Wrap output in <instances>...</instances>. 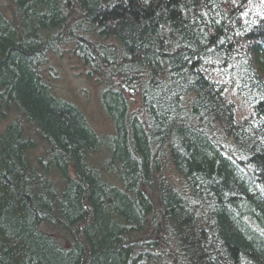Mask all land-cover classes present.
Returning <instances> with one entry per match:
<instances>
[{"label":"trees","instance_id":"1","mask_svg":"<svg viewBox=\"0 0 264 264\" xmlns=\"http://www.w3.org/2000/svg\"><path fill=\"white\" fill-rule=\"evenodd\" d=\"M7 1L0 99L18 115L0 102V264H143L149 229L184 238L188 264H264V0ZM63 33L108 68V134L43 76ZM123 81L138 87L136 109ZM227 90L248 117L237 120ZM41 141L48 151L33 163ZM100 146L103 171L87 161ZM169 164L179 187L163 176Z\"/></svg>","mask_w":264,"mask_h":264},{"label":"rangeland","instance_id":"2","mask_svg":"<svg viewBox=\"0 0 264 264\" xmlns=\"http://www.w3.org/2000/svg\"><path fill=\"white\" fill-rule=\"evenodd\" d=\"M0 7H2L4 13L9 17L13 11L12 5L7 0H0ZM82 38H79V41ZM85 40V39H84ZM86 41V40H85ZM72 42V41H71ZM74 48V49H73ZM83 58H79L77 49L72 46L68 41V46L59 45L58 49L53 52H48L46 54V67L47 69L43 76L45 79H49L53 86L54 92L61 98L65 99L67 102L72 103L76 108L83 114L87 122L100 133H110L111 123L107 115L103 112L102 106L99 101L100 91L102 92L103 87L101 83L103 82V72L104 69L100 68L101 59L93 60L94 62L86 63ZM100 59V60H99ZM103 63V62H102ZM96 68L97 73L88 74L90 71ZM122 83L124 91L132 92L133 94L129 96L128 99L132 102L134 100H139L137 91L138 87L134 86V83ZM226 97L236 103L235 111L237 120H242L251 114V110L246 107L242 102L239 103L237 97L227 90ZM133 99V100H132ZM132 102L131 109H136L138 104ZM138 113V112H137ZM13 118V117H12ZM10 118H8L9 120ZM5 123L4 120L0 121V127ZM99 150L95 152H90L87 155V161L89 166L99 167L103 171V166L109 161V154L104 147L100 146ZM43 148L37 142V144L32 148L29 158L31 162L36 163L35 160L41 159L43 155ZM166 180L173 183L175 187L181 185V178L179 173L175 171L171 164L162 172ZM107 181H110V185H114L116 180H113V176L104 174ZM150 196V195H149ZM156 209V211H158ZM145 238L154 239L159 244L163 243V240L157 232L150 231V229L145 233Z\"/></svg>","mask_w":264,"mask_h":264},{"label":"bare ground","instance_id":"3","mask_svg":"<svg viewBox=\"0 0 264 264\" xmlns=\"http://www.w3.org/2000/svg\"><path fill=\"white\" fill-rule=\"evenodd\" d=\"M90 37H94L93 35H89ZM104 37V36H103ZM106 37V36H105ZM60 38V37H59ZM98 39H100L99 37H97ZM60 40V45L62 44V45H65V46H68V41L72 44V46L73 47H75L76 49H77V52H78V56H79V58H83L82 60H84L86 63H90V62H94L93 60V58H92V56H93V52H92V50H91V48L89 47V46H85L84 44H85V41H84V38H82V39H80V41H79V38H77V37H73L72 35H69L68 33H63L62 34V36H61V39H59ZM72 41V42H71ZM104 41L105 42H108V38H105L104 39ZM83 43V44H82ZM90 43H92V42H90ZM104 46H100V48L102 49ZM74 49V48H73ZM47 54V53H46ZM102 64V63H101ZM106 68V67H105ZM94 70H96V68H93ZM107 69L108 68H106L105 70H104V72L106 73V71H107ZM97 71V70H96ZM96 73V72H95ZM88 74H91L92 75V73L91 72H89ZM113 81V79L111 80V82ZM106 81L103 79V82H100L101 83V87H103V89H104V83H105ZM122 83H125L124 81L123 82H120V87L122 86ZM121 89L123 90V93H124V95H125V98L128 100V101H130L129 99H128V96H129V94L130 95H132L133 93L132 92H129V91H127V93L124 91V89H126L125 87H124V89H123V87H121ZM128 92H129V94H128ZM100 93H101V91H100ZM99 96H100V94H99ZM234 97H237V95H236V93H234ZM238 98V97H237ZM133 100V99H132ZM235 100H237L239 103H243V101L240 99V98H238V99H235ZM137 101V103L136 104H138L139 105V102H140V100H134V101H132V102H136ZM0 102H1V104L3 105V107H4V109L6 110V111H9V113H7L6 114V117L7 118H12V117H14V116H16L17 117V112H16V110H17V108L14 106V105H12V104H8V102H10V100H8L7 98H4V99H0ZM132 102L130 101V106H131V104H132ZM15 105H16V103H14ZM244 104V103H243ZM235 106H236V103L234 104ZM245 105V104H244ZM2 120H4V121H6L4 118H0V121H2ZM220 123H216V125L214 126V127H211L210 128V131L211 132H216V129H217V131H218V125H219ZM4 125V124H3ZM91 126V125H90ZM92 127V126H91ZM93 128V127H92ZM0 131L2 132L3 130H2V127H0ZM216 135V134H215ZM39 144H40V146L43 148V150H44V152L46 151H48V148H47V143L46 142H43V141H41V142H38ZM28 157L29 158H32V156L30 155V154H28ZM28 167H26L27 169H29V170H31L30 168H32V166L31 165H27ZM33 166H36V165H33ZM30 167V168H29ZM34 172V171H33ZM182 176L184 175V174H181ZM181 175H179L180 177H181ZM28 207L31 209V208H34L33 207V205H32V203H29L28 202ZM41 221V222H40ZM160 223H163L162 222V220H161V222ZM36 227H38V228H42V226H43V223H42V218H41V216L40 217H38V219L36 220V225H35ZM169 227H171V225H169ZM172 228V227H171ZM44 230H45V232L47 233V234H50L51 235V233L53 232L50 228H44ZM165 232L167 231L166 230V227H165ZM197 233V231L195 232V233H193V235H195ZM159 235V234H158ZM170 235H171V240H169V241H167V242H165L164 243V238L161 236V235H159V237H161L162 238V240H163V243L162 244H159L157 241V243L158 244H156V242H154V244L155 245H151V246H149L147 249H145L142 253H139V254H137V250H138V247H139V244H138V242L136 241V242H132V244H133V253H135V254H137V255H139L138 257H139V260L141 261V263L142 262H144L143 264H155V263H157L158 262V264H188V263H190L191 261H190V258L188 257L189 256V251L188 250H186V246H187V241L184 239V238H182V237H180V236H178V235H176V234H174V232H170ZM54 238V237H53ZM55 240H57V242L60 244V245H62V246H64V247H66V241H65V239L62 237V236H59V237H56V238H54ZM145 239H147V238H145ZM149 240V239H148ZM155 241V240H154ZM131 242H129V244L131 243ZM124 244H128V242H124ZM131 255H133V254H131Z\"/></svg>","mask_w":264,"mask_h":264}]
</instances>
